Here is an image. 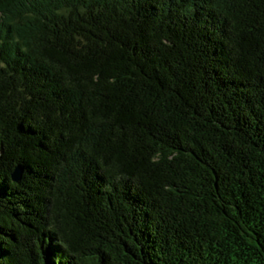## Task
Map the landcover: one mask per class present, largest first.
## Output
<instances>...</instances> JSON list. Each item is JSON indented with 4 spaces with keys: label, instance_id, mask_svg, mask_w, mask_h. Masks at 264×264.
Wrapping results in <instances>:
<instances>
[{
    "label": "trees",
    "instance_id": "obj_1",
    "mask_svg": "<svg viewBox=\"0 0 264 264\" xmlns=\"http://www.w3.org/2000/svg\"><path fill=\"white\" fill-rule=\"evenodd\" d=\"M0 264H264V0H0Z\"/></svg>",
    "mask_w": 264,
    "mask_h": 264
},
{
    "label": "water",
    "instance_id": "obj_2",
    "mask_svg": "<svg viewBox=\"0 0 264 264\" xmlns=\"http://www.w3.org/2000/svg\"><path fill=\"white\" fill-rule=\"evenodd\" d=\"M21 173H22V170L19 167H16L11 174L12 182L18 183L21 179Z\"/></svg>",
    "mask_w": 264,
    "mask_h": 264
}]
</instances>
